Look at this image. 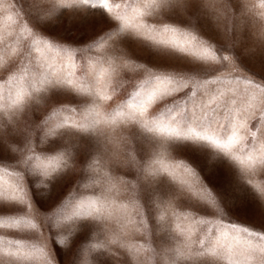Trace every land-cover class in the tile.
I'll return each mask as SVG.
<instances>
[{
    "label": "rangeland",
    "instance_id": "rangeland-1",
    "mask_svg": "<svg viewBox=\"0 0 264 264\" xmlns=\"http://www.w3.org/2000/svg\"><path fill=\"white\" fill-rule=\"evenodd\" d=\"M108 4L0 0V264H264V0Z\"/></svg>",
    "mask_w": 264,
    "mask_h": 264
},
{
    "label": "snow or ice",
    "instance_id": "snow-or-ice-1",
    "mask_svg": "<svg viewBox=\"0 0 264 264\" xmlns=\"http://www.w3.org/2000/svg\"><path fill=\"white\" fill-rule=\"evenodd\" d=\"M82 3L85 5L91 4L92 7L100 6L104 9H107L109 12L112 11L111 6L108 4V0H82ZM117 7H119L117 5ZM118 19L127 24L125 15H120ZM224 59H228L224 57ZM70 83V82H69ZM149 86V90L144 93H138L137 99L133 104H130L129 107L133 109L134 112L139 113L140 116H144L147 113L148 106L151 105L157 96H163L166 93L161 89L159 85L166 82L160 81L158 79L157 86L153 87L152 82H146ZM199 109V112L197 111ZM184 110L179 109H170L168 112V123L157 125L162 131L166 132L170 137H174L179 141H200L206 142L213 145L217 149L228 150L237 142V135L235 129L232 132V135L228 137L227 141H224L215 134V129H225L226 126L219 120H216L215 114L217 113V108L213 107V101H209L207 104L195 105L191 110V122L186 126H182V123L177 117L183 114ZM174 125V126H173ZM209 130H212L211 132ZM26 221L17 220L13 222V226H18L21 224H26ZM233 230H237L236 225H232ZM249 235H254V233L249 232L247 228L239 229Z\"/></svg>",
    "mask_w": 264,
    "mask_h": 264
}]
</instances>
